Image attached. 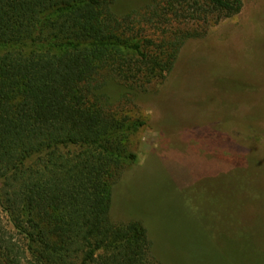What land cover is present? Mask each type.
I'll return each mask as SVG.
<instances>
[{"label": "trees", "instance_id": "trees-1", "mask_svg": "<svg viewBox=\"0 0 264 264\" xmlns=\"http://www.w3.org/2000/svg\"><path fill=\"white\" fill-rule=\"evenodd\" d=\"M144 2L0 0V264H161L110 217L144 124L126 105L242 0Z\"/></svg>", "mask_w": 264, "mask_h": 264}, {"label": "rangeland", "instance_id": "rangeland-1", "mask_svg": "<svg viewBox=\"0 0 264 264\" xmlns=\"http://www.w3.org/2000/svg\"><path fill=\"white\" fill-rule=\"evenodd\" d=\"M126 107L144 124L113 184L112 221L142 223L161 264H264V0L187 40Z\"/></svg>", "mask_w": 264, "mask_h": 264}]
</instances>
